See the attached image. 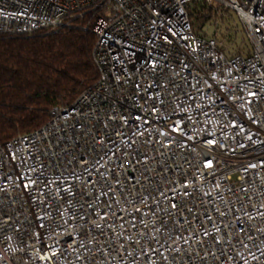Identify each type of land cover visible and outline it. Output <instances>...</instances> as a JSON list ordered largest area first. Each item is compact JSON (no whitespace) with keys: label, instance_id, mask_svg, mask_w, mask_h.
<instances>
[{"label":"built area","instance_id":"1","mask_svg":"<svg viewBox=\"0 0 264 264\" xmlns=\"http://www.w3.org/2000/svg\"><path fill=\"white\" fill-rule=\"evenodd\" d=\"M85 17L97 82L0 143V264H264V0H0V36Z\"/></svg>","mask_w":264,"mask_h":264},{"label":"trees","instance_id":"2","mask_svg":"<svg viewBox=\"0 0 264 264\" xmlns=\"http://www.w3.org/2000/svg\"><path fill=\"white\" fill-rule=\"evenodd\" d=\"M190 14L201 32L217 19L203 2L193 3ZM92 27L93 20L85 17L55 34L0 36V143L40 129L54 107L71 106L94 86Z\"/></svg>","mask_w":264,"mask_h":264},{"label":"rangeland","instance_id":"3","mask_svg":"<svg viewBox=\"0 0 264 264\" xmlns=\"http://www.w3.org/2000/svg\"><path fill=\"white\" fill-rule=\"evenodd\" d=\"M222 21L212 19L202 27V31L208 36H215L225 46L229 53L247 52L249 41L246 32L238 22L234 14H230Z\"/></svg>","mask_w":264,"mask_h":264}]
</instances>
